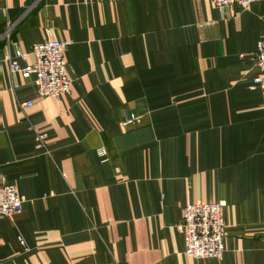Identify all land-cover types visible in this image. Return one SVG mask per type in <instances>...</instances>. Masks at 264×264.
<instances>
[{
	"label": "crops",
	"instance_id": "1",
	"mask_svg": "<svg viewBox=\"0 0 264 264\" xmlns=\"http://www.w3.org/2000/svg\"><path fill=\"white\" fill-rule=\"evenodd\" d=\"M7 20L0 185L25 205L0 220V264H264V92L251 88L264 1L0 0V36ZM49 38L72 43L60 99L3 60L33 64ZM220 201L224 257L188 258L185 207Z\"/></svg>",
	"mask_w": 264,
	"mask_h": 264
},
{
	"label": "built area",
	"instance_id": "2",
	"mask_svg": "<svg viewBox=\"0 0 264 264\" xmlns=\"http://www.w3.org/2000/svg\"><path fill=\"white\" fill-rule=\"evenodd\" d=\"M264 0H212L214 7L225 10L236 6L245 10L248 6ZM34 7L28 8V11ZM18 22L7 20L0 36V43L10 44L12 35ZM71 42L59 41L49 38L43 42L36 43L31 48L35 62L22 65L27 60V55L21 50L10 51L4 57L8 63L11 73H21L25 78H34L37 93L40 97L60 99L71 93V80L67 74V63L65 54L71 46ZM259 74L253 80L251 88H260L264 92V41L257 44L253 56ZM32 102L20 103L22 112L30 107ZM138 118L132 114L124 126L136 125ZM45 135L38 136V148L45 149ZM97 155L102 163H108V152L104 147L97 149ZM25 205V200L20 197L16 186L0 185V220L10 218L19 214ZM226 202L216 203L196 202L188 204L183 213V219L178 225L179 232L184 237L185 254L194 260H221L225 254L224 239L226 237V223L224 211ZM20 243L24 241L20 238Z\"/></svg>",
	"mask_w": 264,
	"mask_h": 264
}]
</instances>
